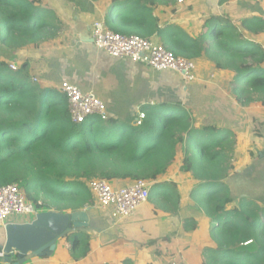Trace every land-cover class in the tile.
<instances>
[{
  "label": "trees",
  "instance_id": "1",
  "mask_svg": "<svg viewBox=\"0 0 264 264\" xmlns=\"http://www.w3.org/2000/svg\"><path fill=\"white\" fill-rule=\"evenodd\" d=\"M177 1L111 0L104 21L118 33L157 37L175 55L207 57L216 68L234 73L233 91L240 103L257 97L264 105V50L259 43L244 38L226 15H212L198 36L175 24L162 26L154 10ZM242 26L254 34L264 32V17L246 18ZM63 29L44 0H0L5 55L28 45L39 47ZM142 112L141 123L109 116L76 123L65 94L34 83L25 64L12 69L0 59V186L16 183L39 210L66 212L96 205L88 185L93 179L113 184L144 179L151 182L148 201L175 213L181 202L178 185L158 179L181 153L180 171L197 181L189 196L210 220L212 245L203 249L201 263L264 264V205L245 197L236 201L226 183L236 168L232 131L196 125L179 102L144 105ZM196 223L186 218L183 228L189 231ZM63 239L76 262L92 251L91 236L84 230ZM0 264H5L2 258Z\"/></svg>",
  "mask_w": 264,
  "mask_h": 264
},
{
  "label": "crops",
  "instance_id": "2",
  "mask_svg": "<svg viewBox=\"0 0 264 264\" xmlns=\"http://www.w3.org/2000/svg\"><path fill=\"white\" fill-rule=\"evenodd\" d=\"M44 1L51 5L63 22L62 32L57 37L43 42L39 47L28 45L1 56V60L9 64H17L18 67L25 64L32 81L41 87L58 89L63 81H70L84 91H93L106 103L109 117L124 122H138L139 113L142 112L144 105L161 102L182 103L192 115L196 125H216L232 131L237 141L233 157L236 168L226 179L227 184L232 182L236 188L240 182L234 179L236 175H245L248 179H254V177L264 179L260 175H264V105L257 101V97L250 103L238 101L233 91L234 73L232 71L218 69L211 60L201 56L193 58L197 62L196 80L187 82L176 71H156L145 64L112 57L107 51L96 47L92 37L94 22L104 20L111 0ZM262 4L263 7L249 18L264 17V2ZM215 8L214 0H183L182 2L178 0L174 5L157 7L154 13L159 17L162 26L175 24L188 34L198 36L206 21L217 13ZM220 15L223 14L220 13ZM244 20L239 25L231 21L239 28L244 38L259 43L264 50V32L254 34L248 31L242 26ZM153 40L161 42L157 37ZM222 116H229L227 120L229 124L224 123L222 119L219 120ZM182 159L183 156L179 153L168 172L158 179L177 182L180 194L182 179L173 178L172 168L177 167V172L187 176L192 186L197 182L180 171ZM127 183L129 180L120 181L114 185ZM192 186L186 204L183 203L181 194L180 206L175 213L155 209L147 201L133 215L116 221L107 210L96 206L86 208L89 214V227L83 230L91 236L92 251L84 260L74 261L69 251L70 244L63 237L57 242L52 255L37 256L30 253L20 264L110 263L109 260L114 264H124V262L137 264V262L150 261L159 257L160 249H154L152 244L155 242L161 244L162 257L165 259L169 255H181L176 253H180V248L184 246L187 250H194L192 255L187 256L186 263L202 264L203 249L212 245L209 236L210 220L196 208L190 198ZM229 187L232 191V187ZM262 190L263 186L260 184L256 187L254 196H248L244 192H241V195L245 196L232 194L236 201L245 197L264 205V195H260ZM236 205L234 202L228 206V209ZM191 209L197 210L202 215L201 218L185 215ZM192 217L197 222L193 229L196 236L199 230L206 229L204 237L201 236L203 242L198 252L189 247L191 243L184 241L181 233L184 229V219ZM19 218L12 217L7 221H0V250L6 243L5 225L9 222L27 220ZM12 258L17 259L16 252ZM2 260L4 262L3 258Z\"/></svg>",
  "mask_w": 264,
  "mask_h": 264
},
{
  "label": "built area",
  "instance_id": "3",
  "mask_svg": "<svg viewBox=\"0 0 264 264\" xmlns=\"http://www.w3.org/2000/svg\"><path fill=\"white\" fill-rule=\"evenodd\" d=\"M92 37L96 47L107 51L112 57L145 64L156 71H176L187 82L195 81L197 78L196 60L175 55L161 42L139 35L115 32L107 27L104 20L94 22ZM10 66L12 69L18 68L14 63ZM58 89L67 97L71 119L74 122L80 123L92 116L108 118L106 103L93 91H84L70 81H63ZM144 117V112L139 113L138 123H141ZM88 185L95 196L97 206L107 210L116 221L133 215L146 203L151 188V183L144 179H136L124 185H114L106 179H93ZM39 211L33 202L27 200L18 184L0 186V221L4 222L12 217L31 220ZM4 256L1 250L0 258Z\"/></svg>",
  "mask_w": 264,
  "mask_h": 264
},
{
  "label": "water",
  "instance_id": "4",
  "mask_svg": "<svg viewBox=\"0 0 264 264\" xmlns=\"http://www.w3.org/2000/svg\"><path fill=\"white\" fill-rule=\"evenodd\" d=\"M89 227L87 209L58 212L40 210L36 216L24 222H9L5 225L6 243L2 247L6 264H20L25 256H50L57 242L65 235ZM14 252L17 259L12 258Z\"/></svg>",
  "mask_w": 264,
  "mask_h": 264
},
{
  "label": "rangeland",
  "instance_id": "5",
  "mask_svg": "<svg viewBox=\"0 0 264 264\" xmlns=\"http://www.w3.org/2000/svg\"><path fill=\"white\" fill-rule=\"evenodd\" d=\"M262 2H264V0H235L233 2L220 4L218 0H214V3L216 5L215 11H217L216 14L222 13L223 15L230 17L231 20L234 21L235 23H237L238 25L240 24V22L242 20L251 17L253 15V13L256 12L260 7H263ZM210 8H211V5H210ZM7 51L8 50L0 44V57L5 55V53ZM227 111H229V110H227ZM221 119L223 120L224 123L229 124V121H227L229 119V116H222L221 118H219V120H221ZM172 171H173L172 174H173L174 179H177V180L182 179V183H181L180 188H181L183 203L186 204L188 201V198H189L188 197L189 190L192 186L191 182L189 181V178H187V176H182L179 172H177V167L172 168ZM260 175L264 178V175H262V174H260ZM234 179L236 181H240V182H238L236 188L234 187V184L232 182H230L228 184H229V186L232 187V193L235 196H245V195H241V192H244L248 196H254L255 191H256V187L259 186L260 184H262V186H263V190H262V193L260 195H262V194L264 195V179H256V177H254V179L253 178L248 179V178H246L245 175H239V176L236 175ZM193 186H192V188H193ZM242 186H243V188H242ZM95 206L97 208H99L97 206V204ZM154 208L158 209L157 206H154ZM185 215L193 216V217H199V218H201V216H202L197 210L193 211V209L186 212ZM22 218L23 217H20L19 219L21 220ZM192 230L193 229L189 230L190 231L189 232L186 230L184 231V229H183L181 233H182V236L184 237V241L187 240V242L191 243V246H189V247L194 248L195 251L198 252L201 249V247H202L201 244L203 242V238H201V236L204 237V233H206V229L205 230H199L197 236H196V233L194 232V230L193 231ZM202 232H203V234H202ZM152 244L154 245V249H160L161 253L158 254L159 257L150 259V261L145 260L144 262L143 261L137 262V264H153V263H155V264H182V263L187 264L186 263L187 262L186 261L187 256L189 254L192 255V253L194 252L193 249H189V250L185 249L183 244H181V246H183V247L180 248V251H179L180 253H176V254H181L182 257H181V255H179V256L169 255L165 259L164 257H162V251L163 250H162V246H160L161 244H159L158 242H155ZM109 262L114 264L110 260H109ZM189 262H191V261H189ZM120 264H122V263H120Z\"/></svg>",
  "mask_w": 264,
  "mask_h": 264
}]
</instances>
